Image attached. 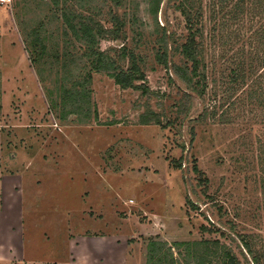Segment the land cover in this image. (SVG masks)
Wrapping results in <instances>:
<instances>
[{
  "label": "rangeland",
  "instance_id": "rangeland-1",
  "mask_svg": "<svg viewBox=\"0 0 264 264\" xmlns=\"http://www.w3.org/2000/svg\"><path fill=\"white\" fill-rule=\"evenodd\" d=\"M60 1L98 21L97 46L109 58L126 66L123 44L140 55L149 92L103 70L92 75V103L63 102V87L89 71L85 41L54 0H0V264H148L150 240L201 239L219 247L174 245L176 264H202L204 252L206 264H219L222 250L264 264V108L247 98L249 79L232 82L243 68L250 75L252 57V77L264 75V13L255 16L254 0L230 24L231 7L195 2L206 78L193 86L175 70L191 65L180 53L189 32L177 6L186 0ZM116 15L121 39L111 34ZM41 22L47 50L32 63L25 38Z\"/></svg>",
  "mask_w": 264,
  "mask_h": 264
},
{
  "label": "trees",
  "instance_id": "trees-1",
  "mask_svg": "<svg viewBox=\"0 0 264 264\" xmlns=\"http://www.w3.org/2000/svg\"><path fill=\"white\" fill-rule=\"evenodd\" d=\"M197 1L201 2L202 0H186L185 5L181 4L177 6V8L181 10L182 14L185 16L186 27L189 32L186 41L180 46V53L185 62H190L191 65H187V63L184 66L175 65V70L187 84H192V86L194 85V81L196 82V84H199L206 78L204 77L205 73L201 72V63L199 59L201 58L199 50V38L203 37V9L201 3L199 6H195V2ZM60 3V0H54V12H56L58 16L59 12L61 13L63 22L65 24H69V33L71 35H75L77 38L85 41L84 55H86L87 57V65L89 67V71H87V73L83 76L82 82L77 81L72 84L70 88L63 87V102H72L74 104H78V108H80L81 104L88 105L90 104V102L92 103V88L89 87V84L92 81L93 73L101 72L103 70L109 72V75L122 88H134L140 90L143 94H147L149 92V88L145 85L146 75L140 65V55L136 54L134 51H131L126 47V45L123 44L119 60H127L128 64L126 66L121 65L119 61H116L111 57L109 58L106 53L100 50L97 46L99 38L105 36L104 28L100 26L98 21H95L91 18L86 19L81 14L73 13L71 9L69 10V12L66 10L63 11V7H59ZM244 3L245 0H236L235 2H233V0H212V9L215 10V7L219 6L221 11H226V9L231 7L232 9L229 10L230 19H226L225 21H223V24H230L229 21L237 19L236 11L238 8H240V4L243 8ZM260 7L264 8V0H254L250 9L255 12V16H260L262 14L261 12L264 13V9L261 10ZM195 9L197 11L195 14H193V10ZM76 19H78V23L73 24V21ZM112 19L115 23L116 31L113 29V32L111 34L114 38L121 39L120 33L123 30L125 24L117 15L113 16ZM43 24L44 23L41 22L40 26L30 28L26 34L25 48L32 63H38L46 54L47 47L42 36ZM65 31L66 32L64 34L66 35L68 31L66 29ZM262 38L263 41H261L260 45H264V36H262ZM242 54H244V50ZM158 58L162 63L167 64V60L162 54H158ZM253 58L254 57L250 59V68L248 69L250 75L246 72V69L243 68L240 72L234 75L232 82L238 83L239 80H241V83L239 84L244 85L246 84L247 79H249L251 87L248 89L247 98L250 99V103L264 108V75H261V73H257L256 75H254V78L252 77V75L254 74ZM259 60L261 62L260 64L264 65V55L262 57H259ZM200 75H203L202 79H198ZM155 121L158 124H162L158 117H156ZM259 152L264 153V143L262 141L259 143ZM261 157L263 161L264 155ZM181 165L182 164L179 163L177 164V167H181ZM194 170L197 173H201L197 165L194 166ZM200 182L206 185L208 179L206 177L200 178ZM202 228L207 230L205 227ZM219 242L220 241H218V239H214L212 241L208 239H201L199 241L193 242H177L174 245L177 247L185 246L190 250L197 249V247H202V249L206 248L208 250L211 246L219 247ZM243 242L246 246V249L248 250V253L254 254L249 241L243 238ZM149 246L150 252L148 264H176L179 262V260H177V258L174 256V247L172 245H168L163 241L150 240ZM221 253L222 254L217 253V259L218 261H220L219 264H240L237 256L233 252L229 250H222ZM206 257L207 254L204 252L201 258L202 264H206V261H204L206 260ZM253 259L256 263L259 262V258L255 257V255L253 256ZM14 264L29 263L18 262Z\"/></svg>",
  "mask_w": 264,
  "mask_h": 264
}]
</instances>
